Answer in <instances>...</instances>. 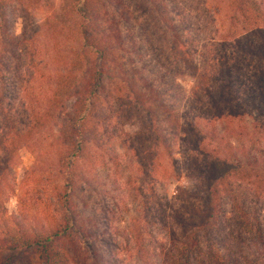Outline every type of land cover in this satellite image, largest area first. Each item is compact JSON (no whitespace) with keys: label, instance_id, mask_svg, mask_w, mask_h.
<instances>
[{"label":"rangeland","instance_id":"1","mask_svg":"<svg viewBox=\"0 0 264 264\" xmlns=\"http://www.w3.org/2000/svg\"><path fill=\"white\" fill-rule=\"evenodd\" d=\"M165 1L168 13L183 27L195 51L194 63L199 69L197 81L192 82L180 70L164 25L154 11L147 8L148 11L138 13L128 26L136 42L135 52L122 56L121 61H131L128 65L138 79L132 82L141 83V78L146 82L152 80L156 96L151 97L149 106L143 107L127 97L114 100L113 94H107L100 108L99 146L88 148L83 166L87 183L76 200L82 216L92 215L98 223L106 225L108 230L101 227L103 234L97 241L104 255L108 256V231H115L113 238L119 244L117 264H171L178 256L179 264H183L184 254L180 249L193 230V215L203 194L200 181L205 165L203 157L191 150V140L206 129L209 113L213 111L197 87L212 85L225 67L234 64L231 63L234 55L229 53L226 44L230 24L226 0ZM66 3L64 0L8 1L6 31L15 36L17 52L0 91V131L6 120L16 118L25 123L39 105L40 93L55 87L53 82L58 69L52 48L58 39L67 55L74 36L68 24L67 28L60 27L50 17L61 15ZM238 55L243 62L237 63V68L231 67L232 75L242 87L241 100L246 109L244 123L251 133L240 143L251 147L254 156L259 157L260 169L255 177L230 182L223 197L215 240L221 252L239 248L261 259L264 117L249 109L252 100L257 103L264 99V69L259 60L249 58L247 51ZM164 107L178 121L177 127L167 126L163 121L158 123L164 116ZM150 112L154 124H159L160 130L167 131L171 138L178 171L176 179L164 177V165L166 168L169 165L161 160L149 141ZM51 127L52 122L37 127L30 133L27 146L17 151V167L10 169L15 192L4 204L8 214H30L38 222H48L56 215L52 202L53 158L48 150ZM187 251L189 264H213L203 237L199 246L192 245ZM262 261L264 264V259ZM77 264H81L80 259Z\"/></svg>","mask_w":264,"mask_h":264},{"label":"trees","instance_id":"2","mask_svg":"<svg viewBox=\"0 0 264 264\" xmlns=\"http://www.w3.org/2000/svg\"><path fill=\"white\" fill-rule=\"evenodd\" d=\"M8 1L0 0V91L17 52L15 36L6 31ZM64 1L67 3L62 14H53L50 18L60 27L70 26L74 44L66 55L59 40L54 43L52 51L58 69L53 82L55 87L40 93V103L25 123L16 118L6 120L0 131V264H77V259L81 264H117L119 244L113 238L115 231H108V256L104 255L97 241L103 234L101 227L106 228V225L98 223L92 215L82 216L76 200L87 183L83 166L88 148L99 146L100 108L107 94H113L114 100L127 97L143 107L149 106L151 97L156 96L152 80L146 82L141 78V83L132 82L138 79L128 65L131 61H121L122 56L128 57L135 52L136 42L128 26L138 13L148 11L147 8L154 11L164 25L180 70L194 83L198 77L189 36L168 13L165 0ZM226 6L230 13L226 44L229 53L234 55L230 57L234 64L225 67L212 85L197 87L213 111L209 113L206 129L191 140V150L203 157L205 165L200 181L203 194L199 196L200 203L193 215V230L180 249L184 254L183 264H189L187 250L192 245L199 246L201 237L213 264H261L264 259V239H260L259 245L261 259L239 248L221 252L216 247L222 201L230 182L255 177L260 169L259 157L254 156L251 147L240 143L251 133L244 123L246 109L241 100L242 87L233 77L231 67L237 68L236 64L243 62L238 54L247 51L249 58L259 60L264 69V0H226ZM197 89L193 88L196 92ZM253 101L249 110L264 117V99ZM166 109L164 107V116L158 123L163 121L167 126L177 127L178 121ZM148 117L152 121V112ZM50 122L53 127L48 150L53 158L52 202L56 215L48 222H38L30 214H8L4 204L15 192L10 169L17 167V151L27 146L31 132ZM154 123L152 121L149 141L161 160L169 165V168L164 165V177L176 179L178 171L171 138ZM150 160L153 162V156ZM18 202L21 203L19 197ZM178 257L171 264H179Z\"/></svg>","mask_w":264,"mask_h":264}]
</instances>
